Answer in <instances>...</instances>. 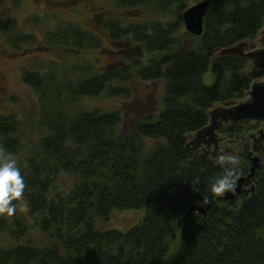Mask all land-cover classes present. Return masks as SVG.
Masks as SVG:
<instances>
[{
  "label": "trees",
  "instance_id": "1",
  "mask_svg": "<svg viewBox=\"0 0 264 264\" xmlns=\"http://www.w3.org/2000/svg\"><path fill=\"white\" fill-rule=\"evenodd\" d=\"M199 1L116 0L115 9L131 15L100 25L122 56L103 72L81 57L101 48L94 34L69 25L48 35L64 61H78L61 68L52 63L45 75L22 73L39 101L36 146L25 148L14 117H0V146L23 155L26 184L24 198L13 201L17 213L0 216V240L11 243L0 248V264H264V164L243 183L245 192L223 202L210 189L231 165L188 146L214 107L247 99L253 84L247 60L218 53L244 43L255 49L264 0H208L204 32L189 34L187 48L177 17ZM148 9L177 17L136 22L141 19L133 13ZM0 33L15 52L35 44L14 22L0 24ZM209 70L212 86L203 83ZM135 81L163 82L164 89L161 111L134 122L133 133L121 127L118 111L80 106L104 94L131 101ZM243 132L238 125L224 130L240 147L238 180L251 166ZM199 203L211 205L206 215L185 217ZM114 210H143L145 217L126 233L97 230Z\"/></svg>",
  "mask_w": 264,
  "mask_h": 264
},
{
  "label": "rangeland",
  "instance_id": "2",
  "mask_svg": "<svg viewBox=\"0 0 264 264\" xmlns=\"http://www.w3.org/2000/svg\"><path fill=\"white\" fill-rule=\"evenodd\" d=\"M115 3L116 0H72V2L67 0L62 3L61 0H0V24L17 23V27L22 33L35 38V44L22 46L15 52L12 46L7 43V38L0 33V117L11 116L17 120L21 125L18 133L25 148L36 146L41 139V133L35 130L39 117L38 97L23 83L22 73L28 71L45 75L52 63L61 68L67 62L72 64V62L78 61L77 59L64 61V57L58 49L49 45L48 35L54 33L56 29H64L69 25L89 31L102 41L101 48L84 50L85 53L81 56L84 61L93 65L94 70L103 72L105 68L118 66L122 58L117 53L119 49L110 43L100 27L102 22L109 17L127 19L130 17L131 14H127L124 12L125 10L115 9ZM137 12L133 14H136L135 18L141 19V21H136L139 23L160 19L170 21L177 17V15L160 17L154 14L151 9ZM182 13L177 17L178 20ZM179 36L184 40L187 48L192 46L193 41L185 31L183 24ZM261 38L260 33L255 42V49L251 51L248 46L245 53L261 50ZM221 55V52L218 53V56ZM247 62L246 73L252 83H263V78L252 75L255 69L253 60L247 58ZM203 83L206 86L213 85L214 76L210 70L204 75ZM131 88L133 95L131 101H127L121 96L104 94L95 99H85L80 106L85 110H99L103 113L118 111L122 120L121 127L123 126L124 130L133 133L134 122H138L144 115H156L161 111L164 83L142 84L135 81ZM220 107L222 106H216L213 109ZM212 110L210 114H212ZM261 129L264 130L263 127ZM195 139L194 135L189 139V143L193 145ZM224 142L220 141V152L236 149L239 156L240 147L235 145L233 140L231 142L227 140L225 147L222 145ZM193 148H196L195 145ZM210 152H212V147ZM16 158L20 165L23 155L16 156ZM211 158L215 159L212 156ZM19 209L21 212L24 211L22 206H19ZM144 217L145 212L143 210H114L110 214V219L105 222H98L96 228L102 232L119 231L126 233L140 225ZM35 241L39 244V241ZM10 245L9 240H0V248L8 249Z\"/></svg>",
  "mask_w": 264,
  "mask_h": 264
},
{
  "label": "water",
  "instance_id": "3",
  "mask_svg": "<svg viewBox=\"0 0 264 264\" xmlns=\"http://www.w3.org/2000/svg\"><path fill=\"white\" fill-rule=\"evenodd\" d=\"M210 6L209 1H200L195 3L194 5L187 8L181 15L180 19L184 26L185 31L196 37H200L204 32V18L205 14ZM261 43L262 49L255 52L245 53L246 49L249 45L240 44V47H234L231 49H227L222 51V55H233L239 56L242 58L252 59L255 65V69L252 75H257L260 78L264 79V29L261 31ZM242 45V46H241ZM248 99L241 103L235 104L232 107L225 108L220 107L212 110V114L209 113V124L202 131L195 134V141L193 145L190 143L188 146H193L199 142L200 135H206L211 138V141L215 144L217 143L218 136L214 134V130L218 128V125L215 123V128L213 124V118L217 121L223 120V122H231L232 124H242L249 122H264V82L260 84H252L250 91L247 93ZM264 132L263 130H260ZM215 137V139H214ZM222 140V139H221ZM227 152V153H226ZM223 155H232L238 157L237 150H229L225 152H221ZM252 166L250 170V174L246 178H241L237 181L236 188L234 192L226 193L222 196L223 202L234 201L236 200L240 194L245 192L243 190V183L247 180L253 178L254 173L257 169L261 167L260 159L255 156L251 159ZM211 205H208L207 208L203 207V204L199 203L192 208H190L186 213L185 217L190 214L199 213L201 215H206V211L210 209Z\"/></svg>",
  "mask_w": 264,
  "mask_h": 264
},
{
  "label": "clouds",
  "instance_id": "4",
  "mask_svg": "<svg viewBox=\"0 0 264 264\" xmlns=\"http://www.w3.org/2000/svg\"><path fill=\"white\" fill-rule=\"evenodd\" d=\"M220 162L230 164L231 167L226 168L224 174L212 183L210 191L216 197L234 192L239 179L238 157L222 155ZM198 183V179L193 182L194 190L198 191L195 187ZM25 187V177L22 175L17 158L0 146V216L11 217L17 213V205L13 201H20L24 198Z\"/></svg>",
  "mask_w": 264,
  "mask_h": 264
},
{
  "label": "flooded vegetation",
  "instance_id": "5",
  "mask_svg": "<svg viewBox=\"0 0 264 264\" xmlns=\"http://www.w3.org/2000/svg\"><path fill=\"white\" fill-rule=\"evenodd\" d=\"M215 123L218 125V128L216 130H214V134L216 136H218V139H219V140H217V143L215 144V141L212 142L210 137L202 134L199 136V138H198L199 142H197L195 147L198 150H200L201 152L205 151V152L211 154V156L214 157L215 159L220 160V157L223 155L220 152V150H221V148H220L221 139L223 142L225 141L222 144L223 147H225L227 140H229L230 142L232 140V139L230 140V137L228 135L224 134V130L229 125H235V124H232L230 121L227 123L223 122V120L217 121L214 117L213 118L214 128H215ZM236 125L244 127L243 140L246 141V142H244V144H247V146L249 148L247 158L249 159L251 166H252L251 159L255 156H257L260 159V164L262 166L264 164V132H261L259 130H262L261 129L262 127L264 128V122H249V123L246 122V123L236 124ZM246 125H249V126H246ZM214 139H215V137H214ZM197 146H200V147H197ZM211 147H212V152H210ZM224 150H226V148H224ZM251 166H250V170H251Z\"/></svg>",
  "mask_w": 264,
  "mask_h": 264
}]
</instances>
